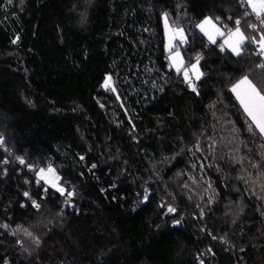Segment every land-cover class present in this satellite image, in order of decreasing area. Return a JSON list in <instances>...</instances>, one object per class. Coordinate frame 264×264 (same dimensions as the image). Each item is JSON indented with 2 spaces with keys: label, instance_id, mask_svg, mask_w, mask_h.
Here are the masks:
<instances>
[{
  "label": "trees",
  "instance_id": "1",
  "mask_svg": "<svg viewBox=\"0 0 264 264\" xmlns=\"http://www.w3.org/2000/svg\"><path fill=\"white\" fill-rule=\"evenodd\" d=\"M245 10L0 0V264H264V137L231 91L245 75L261 86L262 57L252 43L222 52L196 27L232 28ZM165 13L186 31V66L201 56L196 91L170 67ZM45 164L74 206L35 187L28 169Z\"/></svg>",
  "mask_w": 264,
  "mask_h": 264
},
{
  "label": "snow or ice",
  "instance_id": "2",
  "mask_svg": "<svg viewBox=\"0 0 264 264\" xmlns=\"http://www.w3.org/2000/svg\"><path fill=\"white\" fill-rule=\"evenodd\" d=\"M8 2L11 3L12 0H8ZM240 2L242 6L246 5L247 8L243 14V20H235L234 28H229L227 25L223 24L219 17L215 19L206 17L198 23L196 27L207 37L211 44H217V38H222V43L217 45L222 52L227 50L236 56H240L244 45L246 43H252L257 46V54L264 56V0H240ZM247 9H250V11ZM250 17H254L259 24L251 23L249 20ZM163 19L166 35L168 36L166 49L169 52L170 67H174L177 73L182 72L185 81L189 83V87H191L193 91H196L195 84L191 83L190 73L196 80H199L203 75L199 70L201 56L197 54L195 63H191L190 66H185V60L180 51V48L188 43L184 29L173 27L172 24L169 23L167 13L164 14ZM229 19L232 18L229 17ZM248 29H251L250 33H248ZM257 32L260 33L258 37L255 35ZM246 33L248 34L246 35ZM260 67L264 68V64L260 65ZM104 87L111 88L112 91H115V88L112 87L111 76L106 77ZM231 91L235 94L236 100L249 118L247 130L253 134L258 133L261 137H264V81H262L261 86L258 87L257 84H254L252 80L245 75L232 85ZM3 143V137L0 136V146H2ZM262 147H264V145H262ZM17 159L21 164L25 163L22 158L18 157ZM36 175L37 183L44 181L51 187L56 188L61 195L65 194V189L58 186L57 183L60 177L56 175L55 169L51 165H49L47 169L40 168ZM185 187H187V185H185ZM45 191H47V189H45ZM73 194V192L68 191L67 197L71 198ZM24 195L28 196L29 193L25 192ZM147 198L146 194L145 200ZM32 204L36 208L40 207L35 200L32 201ZM175 211V208L171 206L168 207V212L172 213ZM201 215H203V212H201ZM176 223H179V221ZM27 234L31 235V233ZM201 264H203V261H201Z\"/></svg>",
  "mask_w": 264,
  "mask_h": 264
},
{
  "label": "rangeland",
  "instance_id": "3",
  "mask_svg": "<svg viewBox=\"0 0 264 264\" xmlns=\"http://www.w3.org/2000/svg\"><path fill=\"white\" fill-rule=\"evenodd\" d=\"M164 17V16H163ZM169 17V16H168ZM208 17H211V16H208ZM211 18H213V17H211ZM205 19V18H204ZM203 19V20H204ZM214 19V18H213ZM202 21V20H201ZM200 21V22H201ZM169 23L170 24H172L171 23V20H170V17H169ZM163 26H164V19H163ZM173 26V25H172ZM173 27H179V26H173ZM235 27V26H234ZM234 27H232V28H234ZM179 28H183V27H179ZM184 29V28H183ZM164 30H165V26H164ZM184 32H185V35H186V31H185V29H184ZM187 36V35H186ZM207 38V37H206ZM219 38V37H218ZM217 38V39H218ZM208 40V39H207ZM220 42H219V44L220 43H222V38H220ZM209 42V41H208ZM168 44V36L166 35V31H165V46ZM184 47V46H183ZM183 47H181L180 48V51H181V54H182V56L184 57V60H185V66H186V58H185V54H184V51H183ZM166 51H167V49H166ZM167 54H168V60H169V52L167 51ZM193 63H195V62H193ZM169 64H170V60H169ZM261 64H264V62H263V59L261 58ZM260 63L258 64V67L259 68H261L260 67V65H261ZM190 66V65H189ZM173 69H175L174 67H172ZM263 69V68H262ZM199 70H200V67H199ZM200 72H201V70H200ZM190 76H192L191 75V73H190ZM194 77V76H193ZM195 78V77H194ZM249 79L250 80H252V82L255 84V82H254V80L252 79V78H250L249 77ZM240 80V79H239ZM235 84V83H234ZM233 84V85H234ZM112 87H114V83H113V81H112ZM105 88V87H104ZM115 88V87H114ZM232 88V87H231ZM106 89H110L111 90V88H106ZM244 112V111H243ZM245 114V113H244ZM245 116H246V114H245ZM246 118H247V121L249 120V118L246 116ZM2 147V146H1ZM49 166V164H45V165H42V167H40V168H44V169H47V167ZM39 168V169H40ZM38 168L36 169V172H34L33 174L32 173H30V175L32 176V179L33 180H37V175H36V173H37V171L39 170ZM57 175V174H56ZM194 178L191 176V175H189V180H186L185 182H187V183H185L184 184V186L186 185V184H188V186H187V189H188V191H189V196H191V195H195V196H197L198 198H199V193H198V191H199V187H195V185H194ZM42 182H44V181H42ZM45 183V182H44ZM58 184H59V181L57 182ZM197 184H199L200 186L201 185H207V187H210L211 185V183H210V181L208 180V179H205V180H200V181H197ZM37 186V185H36ZM35 186V187H36ZM188 191H187V193H188ZM44 196V195H43ZM45 197V196H44ZM165 202H167V201H165ZM197 203H199V200H198V202ZM169 206H171V207H173V208H175L176 209V211L178 210V208L174 205V203H167V212H168V207ZM175 211V212H176ZM170 213V212H169ZM172 213H174V212H172ZM171 213V214H172Z\"/></svg>",
  "mask_w": 264,
  "mask_h": 264
},
{
  "label": "built area",
  "instance_id": "4",
  "mask_svg": "<svg viewBox=\"0 0 264 264\" xmlns=\"http://www.w3.org/2000/svg\"><path fill=\"white\" fill-rule=\"evenodd\" d=\"M243 7L245 9L247 8L246 5H244ZM247 10L250 11V9H247ZM250 18H251V23H257V24H259V22L256 21L254 17H250ZM257 33L260 34L259 32H257ZM220 41H221L220 38H218L217 39V43L219 44ZM208 46H210V45H208ZM257 53H258V50H257ZM261 57H262L263 62H264V56H261ZM260 64H261V62H260ZM191 83H193V84L196 83V79L193 76H191ZM92 168H95V166L94 167L92 166L91 169ZM28 171L33 174L34 172H36V169L35 168H29ZM35 181H36V185H37L36 187H42L43 188V191H44L43 192V195L46 198L49 197V196L50 197H57L62 203L67 204V205H70V206H74L75 201L73 200L72 197L71 198H68L67 197V191L66 190H65V194L64 195H61V193L58 192L56 190V188L51 187L49 184H46V183H44L42 181H40V183H37V180H35ZM58 186L62 187L60 184H58ZM45 189H47V191H45ZM146 194H147V197H149L150 193L149 192H146L145 195ZM145 195H144V198H145Z\"/></svg>",
  "mask_w": 264,
  "mask_h": 264
}]
</instances>
